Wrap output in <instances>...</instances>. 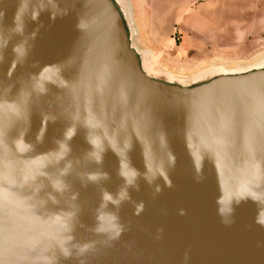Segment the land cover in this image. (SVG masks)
Masks as SVG:
<instances>
[{
	"label": "water",
	"instance_id": "1",
	"mask_svg": "<svg viewBox=\"0 0 264 264\" xmlns=\"http://www.w3.org/2000/svg\"><path fill=\"white\" fill-rule=\"evenodd\" d=\"M141 61L119 0H0V264H264V63Z\"/></svg>",
	"mask_w": 264,
	"mask_h": 264
},
{
	"label": "rangeland",
	"instance_id": "2",
	"mask_svg": "<svg viewBox=\"0 0 264 264\" xmlns=\"http://www.w3.org/2000/svg\"><path fill=\"white\" fill-rule=\"evenodd\" d=\"M128 1L141 31L136 45L147 50L155 72L186 81L207 68L264 59V0ZM151 29L159 41L149 37Z\"/></svg>",
	"mask_w": 264,
	"mask_h": 264
},
{
	"label": "bare ground",
	"instance_id": "3",
	"mask_svg": "<svg viewBox=\"0 0 264 264\" xmlns=\"http://www.w3.org/2000/svg\"><path fill=\"white\" fill-rule=\"evenodd\" d=\"M119 1L121 3L122 8L124 9V11L126 13V18L128 20V23H129V26H130V29H131V33H132V36H133V40H134L133 41V45L139 51V53H140V55L142 57V61H141L142 67L144 68V70L149 75H153V76L165 75V74H161L160 72H155L152 69V67L148 63V56H147L148 55V52H147V50H145L143 48H140V47H138L136 45L135 39L137 37V28H136V26H135V24L133 22V17H132V13H131V10H130V6H129V3H128V0H119ZM262 63H264V59L257 61L253 65H249V66L241 67V68H237V69H223V68H220V67H211V68H207L205 70H202V71H200L199 73H197L195 75H192L187 80H190V79H193V78H197L199 76H202V75H204L206 73H210V72H213V71H234V70H241V69H246V68L257 67V66L261 65ZM165 76H168L169 78H173L174 79V77L171 76V75H165Z\"/></svg>",
	"mask_w": 264,
	"mask_h": 264
},
{
	"label": "crops",
	"instance_id": "4",
	"mask_svg": "<svg viewBox=\"0 0 264 264\" xmlns=\"http://www.w3.org/2000/svg\"><path fill=\"white\" fill-rule=\"evenodd\" d=\"M128 3H129V6H130V10H131L130 2L128 1ZM131 13H132V11H131ZM137 29H138L139 34L141 35V31H140V29H139L138 26H137ZM140 37H141V36H140ZM149 37H150L153 41H156V42L159 41L158 38H160V36H159L158 34H155V29H151L150 34H149Z\"/></svg>",
	"mask_w": 264,
	"mask_h": 264
}]
</instances>
